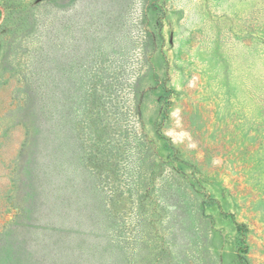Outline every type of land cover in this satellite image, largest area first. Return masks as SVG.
Masks as SVG:
<instances>
[{
    "label": "rangeland",
    "instance_id": "374dc122",
    "mask_svg": "<svg viewBox=\"0 0 264 264\" xmlns=\"http://www.w3.org/2000/svg\"><path fill=\"white\" fill-rule=\"evenodd\" d=\"M0 264H264V0H0Z\"/></svg>",
    "mask_w": 264,
    "mask_h": 264
}]
</instances>
